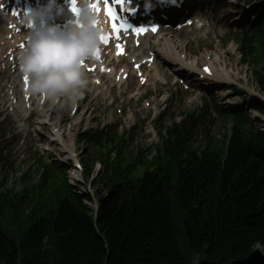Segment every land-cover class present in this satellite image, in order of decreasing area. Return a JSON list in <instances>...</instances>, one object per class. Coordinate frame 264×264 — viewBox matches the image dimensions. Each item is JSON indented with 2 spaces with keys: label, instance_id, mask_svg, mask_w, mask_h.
Instances as JSON below:
<instances>
[{
  "label": "trees",
  "instance_id": "obj_1",
  "mask_svg": "<svg viewBox=\"0 0 264 264\" xmlns=\"http://www.w3.org/2000/svg\"><path fill=\"white\" fill-rule=\"evenodd\" d=\"M183 155L165 151V171L141 182H107L98 232L74 195L45 215L39 193L0 194V264H245L264 246V162L247 150L232 171L213 157L189 170Z\"/></svg>",
  "mask_w": 264,
  "mask_h": 264
},
{
  "label": "rangeland",
  "instance_id": "obj_2",
  "mask_svg": "<svg viewBox=\"0 0 264 264\" xmlns=\"http://www.w3.org/2000/svg\"><path fill=\"white\" fill-rule=\"evenodd\" d=\"M221 36L222 34L217 32L215 36H212V38L210 37L208 40L204 39L198 43L196 41H193L191 37V45L188 47L191 52V57L193 56V54L197 56V58L193 59H197V64L199 65V67H201L202 65L207 63L205 61V57H211L214 60H222V57L224 55H227L229 61V68L232 67L236 70V78L238 81L234 83L236 85H230V87H235V89H238L239 85L241 84L240 88L244 89V98L246 100L249 99V102L252 101V103L257 102L256 97L264 98V90L260 84V81H264V55L263 57L259 58L257 63H254L253 66L243 64L241 59L238 62L237 59H239L240 56V36L236 35L235 37H233L227 35L224 39H220ZM232 43L236 45L238 51L233 52L231 50ZM230 84H232V82ZM135 88L136 85L133 83L131 84L129 90H134ZM172 90H174V88H172ZM192 91V89L191 91L189 90L187 92H185L184 90L182 92V94L184 95L178 98L176 102L172 105L171 114H174V116L177 117V120L175 121H183L185 119L183 115L189 112L190 110H203L212 116H216L215 120L219 121V125L214 135L220 138V136H223L224 132L222 131L223 124L221 122V115L219 114L220 110L217 108V104L219 102L223 104L231 97L233 98L228 101H237L243 98L234 97V94L229 95L230 93H233V91L229 93H227L226 91H220L219 93H217V99H215L214 97L205 96L204 99L199 100L198 95L196 93H192ZM244 105H246V102L244 103ZM246 107L248 108V106ZM70 109L71 108L69 107L67 110L60 112V116L64 121L62 127L65 130L66 128L69 129L72 122L79 117L78 114L75 117H71L69 115L71 112ZM120 109L122 110V114L119 116V113L116 114V110ZM141 109L142 106L140 104L133 105L127 102L125 103L124 107H122L121 105L115 106V109L112 112L113 118H120V128L118 132L120 135H122V137L125 138V141L118 145V149L113 151V154L117 153V151L121 152L120 154L123 157L124 161L136 159L137 155L140 156L141 152H143L142 156L145 160L147 159V161H149L152 157H155V149L157 150L158 146L159 148L161 147L159 131L165 125H171L172 122H175L169 118V115H167L165 118L158 119L157 122L160 124L156 125L154 119L157 118L158 114L155 116L154 119H152V116L150 120H146L147 118H149L151 111L150 109H148L147 111L142 112ZM156 112H161L160 105H158V111ZM116 115L117 117H115ZM247 115L249 119L246 124V131L250 133V137L257 138V131H259L260 134L261 132H264V113L251 111V113H248ZM109 118V110L100 106L98 112H96L95 117L93 118V121L91 122V125L94 128L96 126L101 127L108 125ZM133 121L136 122L135 128H131L133 126ZM229 128L230 127H228V130ZM42 130L46 133H49V130H47V128H44ZM71 130L73 129L71 128ZM71 130L69 129L65 132L64 141L70 144L72 138L75 144L78 158L81 161L83 170L85 168V170H87V173H89L88 175L87 173H84L85 179L88 178V180H86L87 187L82 186V188H77L78 192L73 191L72 194H76L79 196L80 192H83V190L87 192L91 196L92 202H86V204L88 205V208H90L91 211L94 213V211H96L97 209L99 199L101 200L108 195L104 186L107 184L110 178L114 180L115 177L110 176V174H106V163L104 159L105 155H103L104 151L100 150L99 148L97 149L96 146L91 143L81 141V132L76 136V134L72 133L73 131ZM25 136H27V138L22 139V142H25L24 145L20 146L16 144L15 147L11 148V153L7 155V161L11 164L12 167L23 168L18 169L17 173H13L11 169H9L8 171L9 175L12 178V182L15 185L18 184L24 178H21V176H26L27 173V181L31 177L30 180H32L33 184H36V178L38 177V175H36V172L40 173L39 176H41L42 171L38 170L42 166H51L52 172H58L57 170L59 169V167L62 166L61 162H59V157L61 156L60 154L47 153L46 155H42L40 151L36 149V146L33 149H31L30 147V145L33 143L31 142L33 140L32 134H29V132H24L23 137ZM36 140H38V137L35 135V141ZM41 144H43L42 146L44 147L46 143L43 140ZM113 154L111 157V161L114 160ZM99 163L102 164L103 170L100 169L101 167L99 166ZM146 167L148 166H145V168ZM90 175L92 176L89 177ZM102 179H105V181L102 182ZM69 181L71 182V180ZM20 190L21 186L18 187V191Z\"/></svg>",
  "mask_w": 264,
  "mask_h": 264
},
{
  "label": "clouds",
  "instance_id": "obj_3",
  "mask_svg": "<svg viewBox=\"0 0 264 264\" xmlns=\"http://www.w3.org/2000/svg\"><path fill=\"white\" fill-rule=\"evenodd\" d=\"M178 5L179 0H168ZM75 6L79 12L74 14ZM149 9L155 7L147 0ZM61 0H37L23 11L21 23L28 29L26 45L18 53L19 72L28 78L29 94L53 103H75L89 86L86 62L97 59L107 29L90 7L89 0H71L74 17L61 22Z\"/></svg>",
  "mask_w": 264,
  "mask_h": 264
},
{
  "label": "bare ground",
  "instance_id": "obj_4",
  "mask_svg": "<svg viewBox=\"0 0 264 264\" xmlns=\"http://www.w3.org/2000/svg\"><path fill=\"white\" fill-rule=\"evenodd\" d=\"M169 35V34H168ZM146 46L145 42L142 44V48L144 49ZM186 44L182 43L181 41H179L178 38L174 37L172 34L167 36V38H164L163 42L158 41L155 44L153 43V47H158L160 53L162 54V56H164L166 59H168V62H172L173 64H176L175 66V71L179 72L180 70H182V66L185 64H190L189 66H191L190 70H197V62L193 61V62H189L188 59L186 58L187 55H189V52L187 51L186 48ZM186 55V56H183ZM213 63V64H212ZM210 63V65H212V77H219L221 79H226L229 80L233 74V71H227L225 69V65H219L220 66V70L218 71L217 68L215 67V63L218 64L219 61H216L214 63L213 62ZM116 76V75H115ZM147 77H150V75L147 73ZM119 85H122V82L119 83ZM97 89V88H96ZM101 88L98 87V90H100ZM90 110L87 109L85 113H82L81 116L78 118V120H74L75 122V126L77 125L76 122L78 121H82V118L87 117L88 115H86ZM47 121V117L44 118ZM58 121V120H57ZM41 124H45L44 121L40 122ZM77 127V126H76ZM56 131L54 133H52L51 135V141H49V146L47 147L48 150H51L53 147L59 148V152L60 153H65V151L71 153V154H75L73 148H69L67 146V144L64 142L63 140V135H62V131H59V128L55 127ZM72 144H74L73 140H71ZM46 150V149H45ZM58 150V149H57Z\"/></svg>",
  "mask_w": 264,
  "mask_h": 264
},
{
  "label": "snow or ice",
  "instance_id": "obj_5",
  "mask_svg": "<svg viewBox=\"0 0 264 264\" xmlns=\"http://www.w3.org/2000/svg\"><path fill=\"white\" fill-rule=\"evenodd\" d=\"M105 4L107 5L106 11H107V15L110 17L111 21H112V29L113 31L116 33V39L119 40L121 33H127L129 32V30L134 31L137 34H141V33H146L149 30L153 33H155L157 31V28L155 26L151 27V29L146 28V27H133L132 24L128 23L126 18H122L119 15V12L117 10V8H123L124 7V2L125 0H104ZM73 5H75V0H72ZM90 7L92 8V10L96 13H98L100 11V7L98 3H92L90 4ZM125 11H127V9H125ZM72 12L74 14H78L79 10L73 6L72 8ZM16 13L13 12V15H15ZM103 44L107 45L111 39V37L107 36L105 37H101ZM21 48L25 47V45H20ZM117 49H118V55H122L124 54V47L121 44H117ZM100 55L101 52L98 53L97 56V60L100 59ZM137 67H139L137 65ZM90 71H94V69H89ZM206 72H210L209 69H205ZM25 84H28V78L27 77H23ZM98 82V81H97ZM143 82V81H142Z\"/></svg>",
  "mask_w": 264,
  "mask_h": 264
}]
</instances>
